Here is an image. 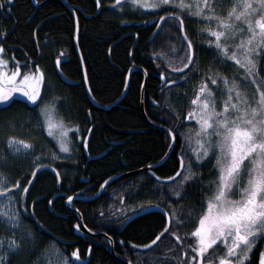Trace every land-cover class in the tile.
<instances>
[{"label": "trees", "instance_id": "obj_1", "mask_svg": "<svg viewBox=\"0 0 264 264\" xmlns=\"http://www.w3.org/2000/svg\"><path fill=\"white\" fill-rule=\"evenodd\" d=\"M43 1L36 0V3L40 4ZM65 2L76 16L77 47L84 65L89 92L97 105L109 106L119 98L130 67L145 70L147 74L143 92L145 116L151 123L165 128L172 127L177 133L172 153L161 166L153 170V174L157 178L172 176L179 168L180 154L187 152L180 135L186 131L177 127L176 121L182 123L187 115L193 89L199 86L201 75L209 69L216 71L215 67L222 73L224 69L220 62L225 61L216 58L217 53L212 47L204 46L200 42L195 44L194 41L197 65L194 72L184 69L180 74H173L168 70V66L157 60L152 50L156 48L155 41L158 38L159 41H163L160 37L164 31L168 30L167 33H170L168 37L172 39L173 36L180 47H184L179 33L170 28L166 29L165 21L159 20L164 11H176L175 6L166 5L162 6L163 10L139 12L116 9L114 0H100L99 13L91 19H86V16H93L96 12L93 0ZM190 19L191 17L184 16V30L188 37L192 40L201 38L199 34L196 36L197 32ZM0 33H3L0 35V43L5 47L3 53L5 59L15 66L11 59L14 55L16 60L21 62L22 71L27 63L28 68L33 71L34 66L38 65L44 73L43 99L36 105L59 97L56 102L57 115L67 124L76 125L79 129L74 136L76 142L73 157L48 165L60 172V183L55 173L48 168L38 171L32 180L31 171L34 167L24 158L12 157L6 148V142L9 137L33 142L32 137L37 135L32 132L36 118L35 105L19 97H15V101L10 104H0V171L11 180V183L19 181V190L28 187L22 198L26 217L23 218L24 236L18 239L21 247L16 253L10 254L4 264H33L37 255L51 242L52 237L65 241L74 239L70 226L75 222V215L67 213L64 220L50 215L47 205L55 194L64 192L68 196H79L78 191L86 188V193L93 195L108 178L159 162L169 147L170 139L162 130L148 127L141 116L140 88L143 75L140 72L131 73L125 96L108 110L90 104L82 83L68 86L58 79L54 71V61L59 54L66 59V62L60 65L63 76L73 82H80L82 78L74 52V18L61 0H50L40 8H35L31 0H5L4 6L0 8ZM260 63L263 65L264 60ZM259 69L261 71V67ZM161 73L166 82L164 86L158 88L160 80L157 76ZM184 75L191 76V79L181 81L180 77ZM169 79L177 83L169 84L167 83ZM89 131L87 154L95 157L106 152L102 157L87 162L82 145ZM187 159L186 155L185 160ZM201 164V167L194 168L201 179L185 182L182 199L171 195V190L179 187L178 179L169 184H162L156 182L147 172H142L111 182L105 187L106 190L104 188L100 196L91 202L74 201L71 205L84 220L91 216L93 221L102 224L104 228L106 225L103 221L120 206L126 210L131 208L141 210L150 204H159L165 212L175 207L177 210H183L182 220L187 217L189 210H192L196 216L187 223L178 224L175 219L171 222V230L178 229V234L183 237L184 233L192 231L196 217L201 209L206 207L205 196L211 195L210 182L216 177L217 170L212 162L206 161ZM29 180H32L30 185ZM58 199L56 197L50 205L51 213L55 215L63 210ZM33 221L42 225L49 234L37 231ZM164 227L165 220L160 214L149 213L127 225L119 238L139 247L153 240ZM11 235H13L11 232L0 228V236ZM192 242L193 239L188 237L182 244L166 233L153 250L149 252L129 250L125 257L130 259L132 264H174L172 257L176 258L178 248L180 246L185 248L186 244ZM166 249H171V252H166Z\"/></svg>", "mask_w": 264, "mask_h": 264}, {"label": "snow or ice", "instance_id": "obj_2", "mask_svg": "<svg viewBox=\"0 0 264 264\" xmlns=\"http://www.w3.org/2000/svg\"><path fill=\"white\" fill-rule=\"evenodd\" d=\"M4 2L0 0V8ZM95 2L99 7L100 0ZM114 3L119 6L121 0H114ZM131 4L134 7L161 10L164 5H173L177 9L173 12L164 11V15L159 16L160 21L179 20V31L186 42L184 54L173 58L174 63L179 65L175 71L189 69L194 72L197 67L193 40L184 30L186 15L204 22L200 31L210 35L206 43L216 51V58L234 61L236 69L232 78L212 69L201 75L199 86L193 89L189 101L190 109L184 117L187 121H194L196 127H189L186 135L180 133L185 137L189 151L180 154V167L172 176L157 178L161 181L178 179L179 187L172 189L171 195L182 199L185 182L201 179L194 168L201 167L200 162H206L205 158L210 159V154L215 155L214 166L218 174L210 182L211 195L205 196L206 207L196 217L192 231L184 233L183 237L178 234V229L171 230L172 220L185 224L196 214L189 210L187 217L182 220L183 210L171 207L165 212L168 222L162 232L157 233L148 244L139 247L148 249L168 233L182 244L185 238L193 239L192 243L185 245L183 257L177 259L176 264H252L250 254L254 247H259L257 241L264 242V77L259 75L258 69L259 63L264 60V0H227V7L225 0H131ZM218 8L220 11H217ZM212 24L216 27H212ZM4 52L5 47L0 43V104L14 102V94H18L36 105L43 99L44 73L38 65L34 66L33 71L27 63L22 71L21 62L14 55L11 59L15 67L7 68L9 60L2 55ZM173 61H169V67H173ZM56 63L59 65V57ZM184 79L190 80L191 76L180 77L181 81ZM167 83L174 84L177 81L169 79ZM58 100L59 97H53L40 107L36 125L49 136H55L60 150L68 153L71 151L69 128L64 125L62 117L59 120L54 118ZM72 127L79 131L76 125ZM167 133L169 139L175 141L177 133L172 127L167 128ZM8 145L16 153L33 147L28 141L16 137H9ZM83 145L87 148L86 138ZM186 155L189 157L187 161ZM39 167L37 164L36 168ZM35 174L33 172V177ZM31 183L32 180H29ZM106 183L108 181L100 187L104 188ZM19 184L17 181L10 187L18 188ZM23 191L27 192L28 187L25 186ZM8 192L9 187L4 186L3 174L0 173V194ZM67 199L71 201L73 197ZM13 200L14 197L9 196L0 204V228L13 233L10 237L0 236V264L7 258V252H15L21 247V242L15 238L21 222L20 211L14 207ZM149 206L159 207V204ZM5 240L8 241L7 250ZM221 246L223 252H217ZM165 251L171 252V249ZM71 255L78 257V250H74ZM63 264H67V257ZM258 264H264V248L259 250Z\"/></svg>", "mask_w": 264, "mask_h": 264}, {"label": "rangeland", "instance_id": "obj_3", "mask_svg": "<svg viewBox=\"0 0 264 264\" xmlns=\"http://www.w3.org/2000/svg\"><path fill=\"white\" fill-rule=\"evenodd\" d=\"M114 5H116V4L114 3ZM164 6H166V5H164ZM118 8H119V10L121 8L126 9V10H130V11L138 10L139 12H149V11L155 10V9H148V8H140L138 6L134 7L131 4V0H121V4L119 6H117L116 9H118ZM164 25H166V29L170 28L172 30H176V22L173 20L165 21ZM211 26L216 27L215 24H212ZM167 31H164L163 35L160 37L163 40L162 41L163 43L161 41H159V38H158L157 41H155L156 48H153V50H152L153 51L152 53L157 58V60L159 62L165 64L166 66H168L169 61H173L174 56L183 55L184 51H185V47H183V48L180 47L178 41L174 40L173 36H172V39H171V37H168V35L170 33L169 32L167 33ZM206 34L209 36V37L206 36L207 39L211 38L208 33H206ZM220 63H221L220 65L224 69L222 74L228 75L229 78H232L234 72L236 71V69L234 67L235 62L234 61H225V62H220ZM6 67L9 69H12L15 66H13V64H11L9 62V64ZM176 67H179V65H176L173 61V67H169V68L171 70H174ZM259 67H261V71H260ZM258 69H259V75L261 77H264V64L261 65V63H259ZM214 70H216L214 72H218L217 70H219V68L215 67ZM19 78L20 77H18L17 79H19ZM249 91H251V89H249ZM14 95H15V97L25 99L21 95H18V94H14ZM218 96H219V94H218ZM46 103H49V102H46ZM46 103H43V104H46ZM43 104L35 105L34 113L36 115V118H35L34 125H32V132H33V134H37L39 136L36 135V136L32 137L33 142L30 144L33 147L31 148V150H28V151L21 150L19 153H16V152H13L10 150L9 145H8V141L6 142V148L12 157L24 158L29 165L34 167L33 170L31 171L32 176H33V172L36 173V172L40 171L41 169H46L47 167H49L48 165H52V164L57 163V162L70 160L74 155V153H73L74 145H75L74 142H76V137H74L75 133H76V129L72 127L73 125L67 124L64 120H63L64 125L69 128L68 136L70 137V141H71L69 144L71 151L68 153H64L60 150L59 144L57 143L55 136H49L46 131H44L40 127H37L36 121L38 119L40 107ZM54 118L56 120H59V118H61L60 116L57 115L56 107L54 110ZM188 122L190 125H188V127L186 128L187 130H185L186 131L185 135L187 134L189 127H192V128L196 127L194 121H188ZM53 131L57 132L56 129H54ZM182 139H183V142L185 144V149L188 152L189 148L187 147V141L185 140L184 136H182ZM193 139H195V138H193ZM35 141H39V142H35ZM53 153H55V155H53ZM210 156H211L210 159L205 158V160L212 162V165H215V161H216L215 155L210 154ZM187 158L189 159L188 156H187ZM202 162H205V161H201L200 163H202ZM37 164H39V166H40L39 168H36ZM0 173L3 174L4 186L9 187L8 193L0 194V204L4 203L9 196L14 197V200H13L14 207L16 209H19V211H20V221H21L20 227L15 232V238L18 240L24 236V234H22V233H23V229H24L25 219L22 218V212H25V211H24V208L22 206V197H21L19 188L10 187V185L16 184V182L11 183V180L3 172L0 171ZM217 174L218 173L216 172V176H217ZM233 198H236V197L234 196ZM11 234H13V233L11 232ZM8 237H10V236H8ZM7 243H8V241L5 240L4 241L5 250H7ZM57 249L58 248L56 245L49 243L47 245V247L44 248L37 255L33 264H58V262H59V264H63V260H64L65 256L62 253H60L59 251H57ZM16 252L17 251L7 252V258L9 257L10 254H13ZM6 259H4L2 261V264L5 263ZM67 264H70L69 260H67Z\"/></svg>", "mask_w": 264, "mask_h": 264}, {"label": "flooded vegetation", "instance_id": "obj_4", "mask_svg": "<svg viewBox=\"0 0 264 264\" xmlns=\"http://www.w3.org/2000/svg\"><path fill=\"white\" fill-rule=\"evenodd\" d=\"M225 7H227V0H225ZM217 11H220V9L218 8ZM190 20L193 21V23H191V24L193 25L194 30H196V32H197L196 36H198V34L201 36V38H199V39L196 38L195 40H193L194 43L196 44V43L200 42V43H202V45L208 46V44L206 43V41H207L206 36L207 37H209V36L206 33H202L200 31V29L204 26V22H202L200 19L195 18V17H191ZM175 22H176V31L179 33L180 41L183 44V46L185 47L186 43L183 41V38L181 37V33L179 31V20H175ZM168 70H170L169 67H168ZM188 125H190V124L185 119H183L182 123H180V121H176V126L181 127L182 130H187L186 128L188 127ZM47 168L51 169L55 173L56 176H57V173H59V176H57V179H58V182L60 183V175H61L60 172L53 167H47ZM31 179L32 180L34 179V177L32 175H31ZM28 185H30V184H28ZM23 189L20 190L22 198L24 197ZM66 189H67V187L65 188V190ZM104 190H106V188ZM86 192H87L86 188H84L82 191H78V195L82 196V197H89L92 195V194L88 195ZM57 194H59L58 200H59V202L61 201V205H62L63 210L59 211V213L56 216L52 215L51 213H50V215L54 218L64 220L67 218L66 214L71 213L67 210V207L65 205V201L69 196L66 195V193H64V192H59ZM73 202H71L69 204V207L71 209H73L72 205H71ZM77 202L78 203H88L85 201H77ZM138 211L139 210H133L132 208L126 210L122 206H120L119 208H117L115 210V212L110 214V216L106 220L103 221L104 224L106 225V228H104V226L102 224L93 221L91 216L89 218H86L85 220L81 216V222H79L77 215L75 213H71V214L75 215V222L73 224H71V226H70L71 234L73 235L74 239L65 241V240H61L59 238L57 239L55 237H52L51 242H49V243L56 245L59 252L62 253L65 257H67V260H69L70 264H72L70 258H71V254L74 250H78V252H79V255H78L79 260L78 261L80 263H82L86 259H88L86 264H128V262L131 260L127 259L125 257V255H126L125 253H129V250H136V249L132 247L134 245L128 244L127 242H125L124 240L119 238L120 233L123 231V230L122 231H119V230H120L121 226L123 225V223L130 216H132L134 213H136ZM25 214H26L25 212H22V218L26 217ZM100 217H102V215H100ZM119 219H121L120 222L117 221ZM133 221H131V222H133ZM34 224L37 228V231L43 232L44 234H49L46 230H44L42 225L41 226H42L43 230H41L39 228V226H38V225H40L39 223L34 222ZM78 224L80 225L79 228L76 227V225H78ZM85 226H87V227H85ZM88 233H90V234L100 233V234L104 235V237L103 236L93 237ZM257 245H259V247H254L253 253L250 254V259L252 261V264H258L259 250H260V248H264V242L258 240ZM154 247H152L149 250L144 251V252H149V251L153 250ZM93 249H95V250H93ZM223 250L224 249L221 246L220 248L217 249V252H223ZM136 251H138V250H136ZM177 251H178V255L176 256V259H174V264H176L177 259H180L181 257H183L184 247L182 248L180 246ZM138 252H141V251H138ZM189 254H191L190 250H189ZM246 264H247V262H246Z\"/></svg>", "mask_w": 264, "mask_h": 264}, {"label": "water", "instance_id": "obj_5", "mask_svg": "<svg viewBox=\"0 0 264 264\" xmlns=\"http://www.w3.org/2000/svg\"><path fill=\"white\" fill-rule=\"evenodd\" d=\"M48 1H50V0H44L42 3L37 4V3H36V0H31V4H32L35 8H40V7L44 6ZM61 2H62L63 5L65 6V8H66L67 10H69V11L72 13V16H73V18H74V22H75L74 52H75L76 57H77V61H78L79 67H80V71H81L82 78H81V81H80V82H79V81L73 82V81H70V80L66 79V78L63 76V74H62L61 71H60V65L63 64L64 62H66V59L62 56V54H59V58H60V63H59V65H57V63H56V60H57V59H55V61H54V71H55V73H56L58 79H59L62 83H64L65 85H68V86L79 85L80 83H82V86H83V89H84L85 95H86L88 101L90 102V104H91L92 106L96 107V108L103 109V110H108V109H110L111 107L116 106V105H117V104L123 99V97L125 96V94H126V92H127V89H128V85H129V77H130L131 73H132L133 71H138V72H140V73L143 75V81H142V85H141V88H140V112H141V116H142L144 122L147 124L148 127H150V128H155V129H160V130H162L163 132H165V133L168 135V133H167V128H165V127H163V126H159V125H156V124L151 123V122L147 119V117L145 116V113H144V111H143V92H144V88H145V85H146V82H147V74H146L145 70H143V69L140 68V67H133V66L130 67V69L128 70V72H127V74H126L124 89H123L121 95L119 96V98H118L115 102H113V103H112L111 105H109V106H99V105H97V104L95 103V101L93 100V98H92V96H91V94H90V92H89L88 86H87V81H86V76H85L84 65H83V62H82V59H81V56H80V53H79V50H78V47H77L78 25H77L76 16H75V14L73 13V10H71V9L67 6L65 0H61ZM93 2L95 3V6H96V12H95V14H94L93 16H90V17H87V16H86V17H85L86 19H91L92 17L96 16V15L99 13L100 6H99V7L97 6L95 0H93ZM123 37H125V36H123ZM123 37H122V38H123ZM181 37H182V34H181ZM122 38H121V39H122ZM135 43H136V42H135ZM185 43H186V42H185ZM132 49H133V48H132ZM131 51H132V50H131ZM130 55H131V52L129 53V57H130ZM169 71H170L171 73H173V74H180V73H182L184 70H183L182 72H177V71H175V70H171V69H170ZM157 77H158V79L160 80V84L158 85V88H160V87H162V86L165 85V82H166V81H165V78H164L163 76H161V74L158 75ZM168 136H169V135H168ZM89 137H90V131L87 133V135H86V137H85V138L87 139V143H88ZM85 138H84V139H85ZM83 141H84V140H83ZM170 144L172 145V147H168V149H167V151H166L167 155H164L163 158H162L159 162H157V163L151 165V166H152L151 168H149V166H147V167H143V168H140V169H137V170H134V171H130V172H127V173H123V174H119V175L112 176V177L108 178L107 180H105V181H108V183L105 184L104 188H105L108 184H110L111 182H113V181H115V180H118V179H124V178H129V177H132V176L138 175V174H140V173H142V172H147V174L150 175V176H151L156 182H158V183H162V184H169V183H172L173 181H167V180H163V181H161V180L157 179V177L153 174V170L156 169V168H158L159 166H161V165H162V164H163V163L169 158L170 154L172 153V151H173V149H174V146H175V141H171V140H170ZM170 144H169V145H170ZM82 149H83V154H84V156H85L87 162L102 157V156L105 154V152H106V151H105V152L102 153L101 155H98V156H95V157H90V156L87 154V151H86V148L84 147V145H82ZM166 153H165V154H166ZM179 167H180V165H179ZM178 169H179V168H178ZM105 181H104V182H105ZM104 182H103V183H104ZM104 188L99 187L98 190H97L93 195H91V196H89V197L72 196L73 199H72L71 201H69L68 199H66V201H65V205H66V207H67V210H68L69 212H71V213H75V214L77 215V217H78L79 222H81V215H80V213H79L77 210H75V209H71V208L69 207V204H70L71 202H73V201H85V202H91V201L95 200L97 197H99V195L101 194V192L103 191ZM58 196H59V194H55V195L49 200V202H48L47 207H48V210L50 211V213L52 212L51 209H50V205H51L50 201L52 202V201H53L56 197H58ZM149 213H158V214H160V215L164 218V220H165V224L168 222V220H167V218H166V216H165V211H164V210H162L160 207L149 206V207H145V208L139 210L138 212H136V213H134L132 216H130V217H129V218L123 223V225L121 226V228H120L119 231H122V230H123V229H124V228H125V227H126L131 221H133L134 219H136V218H138V217H140V216H143V215L149 214ZM51 214L54 215V216H56V215L53 214V213H51ZM30 215H31V211H30ZM32 220H34V219L32 218ZM38 226H39V228H40L41 230L43 229L41 225H38ZM161 232H162V231H161ZM161 232H160V233H161ZM88 234H90V233H88ZM165 234H166V233H165ZM165 234H164V235H165ZM90 235L93 236V237H97V236H103V237H104V235H102V234H100V233H98V234H90ZM164 235H162L161 238H162ZM158 242H159V241H157V243H158ZM157 243H156V244H157ZM156 244H155V245H156ZM155 245H151L148 249H144V248H141V247H138V246H132V247L135 248V249L138 250V251L144 252V251H147V250H149L150 248L154 247ZM70 259H71V263H72V264H86V263H87V260H88V259H86L84 262L80 263V262L78 261L79 258H78V257H73L72 255H71V258H70Z\"/></svg>", "mask_w": 264, "mask_h": 264}, {"label": "bare ground", "instance_id": "obj_6", "mask_svg": "<svg viewBox=\"0 0 264 264\" xmlns=\"http://www.w3.org/2000/svg\"><path fill=\"white\" fill-rule=\"evenodd\" d=\"M122 9V8H121ZM78 45V44H77ZM100 196V195H99Z\"/></svg>", "mask_w": 264, "mask_h": 264}]
</instances>
